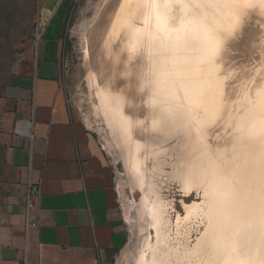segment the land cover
Here are the masks:
<instances>
[{
    "label": "rangeland",
    "instance_id": "374dc122",
    "mask_svg": "<svg viewBox=\"0 0 264 264\" xmlns=\"http://www.w3.org/2000/svg\"><path fill=\"white\" fill-rule=\"evenodd\" d=\"M122 1L70 2L64 21L62 80L72 117L95 135L113 170L117 208L124 222L126 237L123 246L107 258L106 264H142L155 250L159 238L157 225L154 226L149 215L152 200L147 193L149 182H156L168 207L169 221L164 234L166 244L193 247L208 217L203 213L186 218L185 207L202 201L200 189L185 194L177 180L165 173H160L159 177V173L152 171L154 159L145 144L148 126L146 87L144 82L140 83V75L147 79L145 82L148 84L153 83L159 63L155 60L145 67L141 51L138 56L131 54L129 58L125 50L127 26L120 24L125 18L131 25H143L148 0H124V12L118 15L116 12ZM22 2L0 0V89L15 63L36 44L42 0H35L30 7ZM65 6L66 3L60 12H64ZM226 6L227 14L230 13L233 20L224 24L222 17L215 18V29H209L211 34L208 38L214 47L211 46L207 55L209 61L205 63V66L215 67L216 78L223 88V100L215 104L212 116L206 118L200 133L212 156L223 166L233 169L231 175L226 168H218L220 183L210 185L203 200L206 203L204 211H215L217 222L223 215V207L218 200H231L235 208L240 209L244 189L260 194V189L264 188L260 177L252 182L248 180L250 175L242 171L245 168L249 172L252 168L247 164L251 162L264 161V148L258 147V155L251 159L247 154L233 153V141L230 139L231 133L239 134L238 129L231 131L241 122L255 125L254 116L258 113L252 108L242 107L240 101L245 93L264 83V0H232ZM194 64L192 68L196 70L193 71L200 70ZM104 86H109L114 94L123 93L121 113L127 123H110V117L102 110L104 102L100 89ZM240 131L246 136L251 134L246 143L260 139L264 145V133L257 132L255 128L251 129L252 132ZM125 136L129 139L126 140ZM123 137L126 142H123ZM168 141L166 147L175 143L174 139ZM130 159L138 163L133 164ZM164 169L170 170L169 166Z\"/></svg>",
    "mask_w": 264,
    "mask_h": 264
},
{
    "label": "crops",
    "instance_id": "0c3cea01",
    "mask_svg": "<svg viewBox=\"0 0 264 264\" xmlns=\"http://www.w3.org/2000/svg\"><path fill=\"white\" fill-rule=\"evenodd\" d=\"M71 1L42 0L41 36L0 89V264H106L125 241L112 167L66 101Z\"/></svg>",
    "mask_w": 264,
    "mask_h": 264
},
{
    "label": "bare ground",
    "instance_id": "6f19581e",
    "mask_svg": "<svg viewBox=\"0 0 264 264\" xmlns=\"http://www.w3.org/2000/svg\"><path fill=\"white\" fill-rule=\"evenodd\" d=\"M123 1L116 12L118 15L124 12ZM231 2L232 0H148L143 25H131L124 17L120 23L122 27L127 26V56H138L141 51L145 67H149L155 60L159 63L153 83L148 84L145 82L147 79L140 75V83L144 82L146 87L148 126L145 144L150 148L154 159L152 171L159 173V177L160 173H165L177 180L185 194L193 189H200L202 201L185 207L186 218L203 213L208 217H204L205 228L193 247L166 244L164 237L169 221L168 207L156 182H149L147 193L152 199L149 215L154 226L157 225L156 233L159 238L156 240L155 250L150 252V256L142 264H264V188L260 189V194L244 189L240 209H236L231 200H218L223 207L220 222L215 221L216 212H212L209 205V211L205 212L203 208L208 187L220 183L218 168H226L231 175L233 172L232 168L223 166L212 156L208 144L200 135L204 121L213 114L215 104L223 100V88L221 81L216 78L215 67L205 66L209 61V50L214 47L208 40L211 34L209 29H215V18L222 17L224 24L232 22L233 17L230 13L227 14L229 10L226 6ZM194 63H197L200 70L193 71L196 70L192 68ZM100 95L104 102L102 110L110 117V123H127L121 113L123 93L114 94L109 86H104L100 89ZM240 103L242 107L252 108L258 113L254 116L255 125L241 122L232 129L231 132L239 130V134H230L233 153L247 154L254 159L258 155V147L264 148V145L260 139H255L254 143H246L251 134L246 136L240 130L252 132L251 129L255 128L257 132L264 133V83L245 93ZM170 139H174L175 143L166 147ZM133 147L135 149L134 145ZM134 161L138 163L137 160ZM131 163L135 164L133 160ZM247 165L252 169L248 172L243 168L242 171L250 175L248 180L253 182L260 177L263 180L261 184H264V161ZM166 166L170 170L166 171Z\"/></svg>",
    "mask_w": 264,
    "mask_h": 264
},
{
    "label": "built area",
    "instance_id": "2783aa9c",
    "mask_svg": "<svg viewBox=\"0 0 264 264\" xmlns=\"http://www.w3.org/2000/svg\"><path fill=\"white\" fill-rule=\"evenodd\" d=\"M40 36H41V33H40V31H39V27H37V29H36V33H35V39H36L35 41H36V42L39 40ZM33 206H34V202H33L31 199H29V200L27 201V208H28V210H30ZM29 225H30V226H33V227H36V226H37V222L32 221V222H30Z\"/></svg>",
    "mask_w": 264,
    "mask_h": 264
},
{
    "label": "trees",
    "instance_id": "16d2710c",
    "mask_svg": "<svg viewBox=\"0 0 264 264\" xmlns=\"http://www.w3.org/2000/svg\"><path fill=\"white\" fill-rule=\"evenodd\" d=\"M25 2V3H24ZM25 6H33L35 4V0H23V2ZM23 7V6H22Z\"/></svg>",
    "mask_w": 264,
    "mask_h": 264
}]
</instances>
